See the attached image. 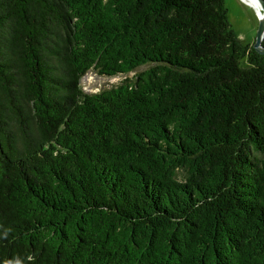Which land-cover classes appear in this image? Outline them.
<instances>
[{"label": "trees", "instance_id": "trees-1", "mask_svg": "<svg viewBox=\"0 0 264 264\" xmlns=\"http://www.w3.org/2000/svg\"><path fill=\"white\" fill-rule=\"evenodd\" d=\"M228 17L0 0V264H264V54Z\"/></svg>", "mask_w": 264, "mask_h": 264}, {"label": "rangeland", "instance_id": "rangeland-1", "mask_svg": "<svg viewBox=\"0 0 264 264\" xmlns=\"http://www.w3.org/2000/svg\"><path fill=\"white\" fill-rule=\"evenodd\" d=\"M229 22L235 33L245 42H254L258 27V17L248 4L241 0H224ZM143 68V67H141ZM123 76H104L95 69L87 71L80 79V87L84 92H97Z\"/></svg>", "mask_w": 264, "mask_h": 264}, {"label": "water", "instance_id": "water-1", "mask_svg": "<svg viewBox=\"0 0 264 264\" xmlns=\"http://www.w3.org/2000/svg\"><path fill=\"white\" fill-rule=\"evenodd\" d=\"M241 1L253 7L252 4H250L247 0H241ZM256 3L259 6L258 9H256L255 7L253 8L255 9L259 21L256 30V36L252 46L257 52L264 54V47L261 44V41L264 37V0H256Z\"/></svg>", "mask_w": 264, "mask_h": 264}, {"label": "bare ground", "instance_id": "bare-ground-1", "mask_svg": "<svg viewBox=\"0 0 264 264\" xmlns=\"http://www.w3.org/2000/svg\"><path fill=\"white\" fill-rule=\"evenodd\" d=\"M250 4H252L253 7H255L256 9H258V4L256 3V0H247ZM260 13V12H259Z\"/></svg>", "mask_w": 264, "mask_h": 264}, {"label": "crops", "instance_id": "crops-1", "mask_svg": "<svg viewBox=\"0 0 264 264\" xmlns=\"http://www.w3.org/2000/svg\"><path fill=\"white\" fill-rule=\"evenodd\" d=\"M247 6H249V5H247ZM249 7H251V6H249ZM252 8V7H251ZM253 9V8H252ZM254 11V10H253ZM249 43H252V42H249Z\"/></svg>", "mask_w": 264, "mask_h": 264}, {"label": "clouds", "instance_id": "clouds-1", "mask_svg": "<svg viewBox=\"0 0 264 264\" xmlns=\"http://www.w3.org/2000/svg\"><path fill=\"white\" fill-rule=\"evenodd\" d=\"M253 8V7H252ZM254 12H255V9L253 8ZM256 13V12H255ZM253 44V43H252Z\"/></svg>", "mask_w": 264, "mask_h": 264}]
</instances>
